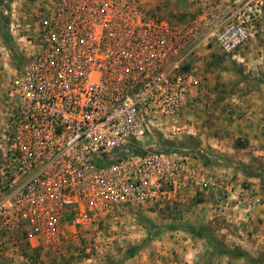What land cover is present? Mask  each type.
<instances>
[{
  "label": "built area",
  "instance_id": "1",
  "mask_svg": "<svg viewBox=\"0 0 264 264\" xmlns=\"http://www.w3.org/2000/svg\"><path fill=\"white\" fill-rule=\"evenodd\" d=\"M221 25L208 36L226 52L247 38ZM22 39L29 54L6 90L0 228L76 235L151 185H175L178 154L148 148L155 130L173 141L162 129L176 128L191 92L183 30L136 0H54L35 41Z\"/></svg>",
  "mask_w": 264,
  "mask_h": 264
},
{
  "label": "rangeland",
  "instance_id": "2",
  "mask_svg": "<svg viewBox=\"0 0 264 264\" xmlns=\"http://www.w3.org/2000/svg\"><path fill=\"white\" fill-rule=\"evenodd\" d=\"M52 1L0 2V20L8 22L6 37L0 29V187L12 105L6 90L29 54L22 38L35 41ZM136 1L183 30L194 48L185 64L193 84L183 118L162 129L174 135L184 171L175 185H151L144 201L122 203L76 235L34 239L16 225L0 228V264H264V0ZM225 20L247 35L230 52L208 36L210 28L222 33ZM221 248L245 256L222 255Z\"/></svg>",
  "mask_w": 264,
  "mask_h": 264
},
{
  "label": "trees",
  "instance_id": "3",
  "mask_svg": "<svg viewBox=\"0 0 264 264\" xmlns=\"http://www.w3.org/2000/svg\"><path fill=\"white\" fill-rule=\"evenodd\" d=\"M2 0H0L1 2ZM4 1V0H3ZM1 19V18H0ZM7 20L5 18H3V22L0 20V29L1 32L3 33V37H6L8 35V31H7ZM16 59L19 60L20 62L22 61V57L19 56V54H16ZM150 148L152 149V151L154 152H158V151H162V152H172L173 151V146L172 143L169 141H165L162 138L156 136L154 133H151V144H150ZM136 151V152H135ZM135 154H139V151L136 149L133 151ZM219 162H222V160L217 159ZM104 163H110L111 161L106 160V159H102L101 160ZM245 171H250V169L248 168H244ZM257 172V170H256ZM207 240L209 241V244H211L212 238H210L209 236H207ZM136 247H133L131 249H129V251H127L128 256H132L134 251H136ZM220 254L222 255H226V256H235V257H244L245 255L243 253H236L233 251H229L227 249H219L218 250Z\"/></svg>",
  "mask_w": 264,
  "mask_h": 264
},
{
  "label": "crops",
  "instance_id": "4",
  "mask_svg": "<svg viewBox=\"0 0 264 264\" xmlns=\"http://www.w3.org/2000/svg\"><path fill=\"white\" fill-rule=\"evenodd\" d=\"M181 236H186L188 239V241H190L192 238H196V235H190L189 237H188V235H181ZM178 237H180V235H176V237H172L174 240H178L177 238ZM181 241V240H180ZM186 243V242H185ZM194 245V244H193Z\"/></svg>",
  "mask_w": 264,
  "mask_h": 264
}]
</instances>
